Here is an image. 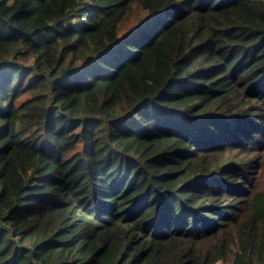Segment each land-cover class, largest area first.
Returning a JSON list of instances; mask_svg holds the SVG:
<instances>
[{
  "label": "trees",
  "instance_id": "1",
  "mask_svg": "<svg viewBox=\"0 0 264 264\" xmlns=\"http://www.w3.org/2000/svg\"><path fill=\"white\" fill-rule=\"evenodd\" d=\"M0 0V264H264V0Z\"/></svg>",
  "mask_w": 264,
  "mask_h": 264
},
{
  "label": "rangeland",
  "instance_id": "2",
  "mask_svg": "<svg viewBox=\"0 0 264 264\" xmlns=\"http://www.w3.org/2000/svg\"><path fill=\"white\" fill-rule=\"evenodd\" d=\"M165 0H147L144 5H134L132 12L129 14L125 21L123 30L131 28L138 20L144 18L147 13L154 8L159 7ZM261 184L259 189L261 190L264 187V172L260 176ZM215 264H223L222 262H217Z\"/></svg>",
  "mask_w": 264,
  "mask_h": 264
}]
</instances>
